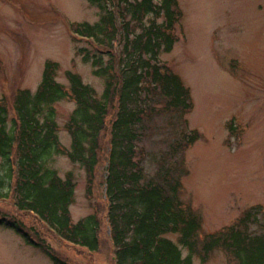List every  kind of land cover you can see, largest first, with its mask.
I'll return each instance as SVG.
<instances>
[{"label":"trees","instance_id":"obj_1","mask_svg":"<svg viewBox=\"0 0 264 264\" xmlns=\"http://www.w3.org/2000/svg\"><path fill=\"white\" fill-rule=\"evenodd\" d=\"M99 10L97 23L71 25L86 40L83 61L103 80L104 90L84 84L72 72L69 87L57 81L59 64L47 62L36 92L19 91L11 117L0 99V201L12 200L16 210L32 216L49 232L76 250H100L102 220L92 214L77 223L70 208L75 201L72 173L62 179L53 168L56 157L81 166L92 193L108 132L105 220L116 264H206L222 251L228 264H264V212H245L232 226L202 235V220L183 204L184 171L178 159L200 135L188 129L193 111L191 92L181 78L160 65L172 52L176 27L183 18L178 0H84ZM73 102L65 130L69 149L59 138L55 105ZM158 132L166 149L155 153L154 173L144 161L145 139ZM237 132L230 129V135ZM0 226L13 230L40 249L53 264H69L29 235L22 224L4 216ZM177 236L172 241L169 236ZM184 251L187 255L184 256Z\"/></svg>","mask_w":264,"mask_h":264},{"label":"rangeland","instance_id":"obj_2","mask_svg":"<svg viewBox=\"0 0 264 264\" xmlns=\"http://www.w3.org/2000/svg\"><path fill=\"white\" fill-rule=\"evenodd\" d=\"M178 2L183 11L175 31L178 41L172 52L160 56V65L178 75L191 92L194 108L187 117L188 129L197 131L200 139L175 160L185 172L182 202L201 217L202 235H208L234 225L245 212H264V0ZM99 16V10L84 0H0V99H5L11 117L16 94L36 92L47 62L59 64L60 84L69 87L65 74L72 72L102 94L103 80L83 61L84 49L95 51L71 31V25H93ZM74 109L69 101L55 105L60 142L67 149L71 138L65 125ZM108 134L91 195L81 166L64 156L52 162L62 179L68 173L74 176L73 222L94 213L102 220L97 253L71 248L47 226L19 213L12 200L0 201V218L19 222L69 264H116L105 220ZM160 137L156 132L145 139L146 153L152 155L144 161L150 174L156 169L155 153L166 149ZM169 238L177 240L175 235ZM228 263L226 255L216 251L206 264ZM0 264L53 263L13 230L0 226ZM194 264L202 263L195 259Z\"/></svg>","mask_w":264,"mask_h":264}]
</instances>
